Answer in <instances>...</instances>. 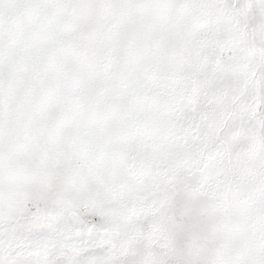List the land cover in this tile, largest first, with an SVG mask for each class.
<instances>
[{
  "label": "snow or ice",
  "instance_id": "1",
  "mask_svg": "<svg viewBox=\"0 0 264 264\" xmlns=\"http://www.w3.org/2000/svg\"><path fill=\"white\" fill-rule=\"evenodd\" d=\"M0 264H264V0H0Z\"/></svg>",
  "mask_w": 264,
  "mask_h": 264
}]
</instances>
